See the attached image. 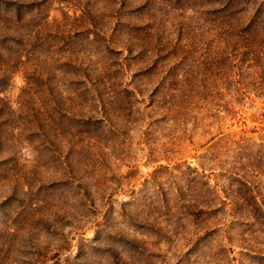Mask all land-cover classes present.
I'll return each mask as SVG.
<instances>
[{"label":"rangeland","instance_id":"rangeland-1","mask_svg":"<svg viewBox=\"0 0 264 264\" xmlns=\"http://www.w3.org/2000/svg\"><path fill=\"white\" fill-rule=\"evenodd\" d=\"M259 1L0 0V264H264Z\"/></svg>","mask_w":264,"mask_h":264},{"label":"trees","instance_id":"trees-1","mask_svg":"<svg viewBox=\"0 0 264 264\" xmlns=\"http://www.w3.org/2000/svg\"><path fill=\"white\" fill-rule=\"evenodd\" d=\"M222 9L224 10V14L222 16L223 17L222 18V34H224L225 36H229L228 34L236 35V37L238 38V41L240 40L239 46H240L241 51H238V54H239V60L241 61L240 66L242 64L245 65V66H242L243 71L246 74H249L251 76L252 74H254L256 77H263L264 76V63L258 64L256 63V61H258V59H261L264 61V48L261 43L262 41L261 38L264 37V0H260L252 9V14L245 21L239 22L237 25L233 24L232 16L235 14L240 15L241 12L246 10V8H241L236 5H232V6L229 5V6L222 7ZM224 15L226 17H224ZM115 19L116 20L113 23V26L111 27V31L115 30V28L119 24V20H117V17ZM133 30H135V28H131V31ZM97 32L99 34H102L103 36L106 35V31L101 30V28H99ZM249 41L257 42L254 44L259 45L261 48H259L257 45H253L249 43ZM249 60L250 61L254 60L253 61L254 63L247 64ZM222 66H224V64H222ZM222 74L226 75L225 67L222 68ZM102 76L104 78L103 83L104 84L108 83L109 90L111 89L112 93H115L113 89V84L110 80L111 76L105 73H103ZM252 86L256 91H261V92L264 91V84H259V83L253 84L251 86L239 85L238 87L235 86L232 89L237 90L240 93L242 92L243 94L244 92H247V91H244L246 87L251 88ZM224 89L225 88L222 86V92ZM95 91H96L95 94H93L94 97L98 96L97 90ZM228 104H229V101L222 102V108L224 109L225 107H228ZM230 178L231 180H234L238 182L239 184L243 185L248 190H252L254 187L253 183L250 180H248L247 175L244 172H239V171L235 172L232 176H230ZM255 198L256 197L253 195L239 196L237 197L236 201H241L243 204L247 206L250 205L252 207L257 202Z\"/></svg>","mask_w":264,"mask_h":264}]
</instances>
